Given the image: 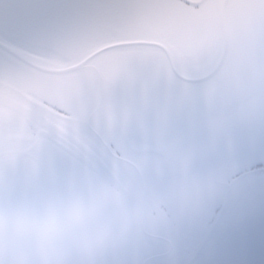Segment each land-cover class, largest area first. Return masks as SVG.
Here are the masks:
<instances>
[{
	"label": "flooded vegetation",
	"instance_id": "1",
	"mask_svg": "<svg viewBox=\"0 0 264 264\" xmlns=\"http://www.w3.org/2000/svg\"><path fill=\"white\" fill-rule=\"evenodd\" d=\"M95 1L99 2L72 0L86 7L77 19L60 24L65 39L58 47L47 52L26 45L13 47L35 62L57 69L86 65L81 74L64 75L70 76V82L57 85L65 90L61 100L41 96L15 76L0 82L8 92L5 95L0 90V105L8 108L0 110V129L11 125L13 114L14 123L30 125L34 130L33 139L20 151L18 159L11 157L13 146H8L13 149H7L9 158L5 157L7 153L0 157V232L5 219L23 232L30 226V218L43 209L50 228L61 226L67 218L70 227L65 245L71 244L72 228L119 237L93 264H264V205L259 196L250 201V174H245L240 162L241 153L258 152H248L234 143L210 147L213 134L219 135L245 106L264 98V0H205L212 32L220 30V43L179 45L165 41L129 46L128 42L115 44L108 39L115 36L114 18L118 14L131 15L132 7L101 12L95 9L94 4L100 6ZM152 1L148 0L153 4ZM164 1L183 4L188 14L196 12L200 4L195 0ZM24 2L29 0H4L0 16L8 12V7ZM222 7L228 39L225 59L214 76L194 82L206 77L222 54ZM216 14L218 24L213 22ZM85 15L93 20L89 21L92 28L88 37L80 34L76 26L83 25ZM101 22L107 24L101 26ZM94 30L97 33L93 34ZM194 33L190 31V37ZM236 33L242 40L234 41ZM134 46L151 50H122ZM106 48L109 50L104 54L99 52ZM114 50L118 53L112 55L119 56L120 62L132 61L140 72L151 70L147 64L159 68L164 73L158 75L164 81L162 89L150 84L153 74H131L125 68L100 81L92 66L94 60ZM201 53L206 56L200 57ZM158 59L163 62L160 67L155 64ZM203 65L205 72L200 74ZM197 83L212 87L208 91L191 88ZM218 90L226 91L227 96H242L247 99L245 106H236L233 111L239 109L231 115L226 109L211 112L204 121L180 120L173 124L177 134L171 138L153 137L143 131L133 135L126 126L131 117L148 130H157L163 122L175 121L171 110L187 112L185 102L163 106L164 100L181 97L190 103ZM33 116L38 123L32 121ZM4 138L3 144L9 145L21 139ZM184 172H210L214 179L207 193L193 184L183 202L170 195ZM246 198L249 202L243 206ZM148 206L159 208L156 219L144 211ZM226 208L233 211L235 219L241 218L243 212L245 242L218 249L213 238L226 226L221 219ZM194 239L199 241L197 247L192 244Z\"/></svg>",
	"mask_w": 264,
	"mask_h": 264
},
{
	"label": "rangeland",
	"instance_id": "2",
	"mask_svg": "<svg viewBox=\"0 0 264 264\" xmlns=\"http://www.w3.org/2000/svg\"><path fill=\"white\" fill-rule=\"evenodd\" d=\"M2 2L4 0H1ZM27 1V0H23ZM198 3H200L196 9V12L192 11L190 14H188L187 9L183 4H172L168 3L164 0H154L152 1L153 4L149 3L148 0H140V2L133 1V0H99V2L95 1L98 5L94 4L95 9H101V12H105L111 9H116L118 11L125 9L126 7L130 6L131 9V15H121L118 14L117 17L114 18L115 25L117 27L115 31V36L111 39H108L109 42L116 43H134V42H151V43H159V42H165V41H175L176 43L183 44V43H189V42H196L198 44L210 43L211 41H216L218 43L221 42V33L220 30L216 31V34L212 32L213 29V23L211 21V16L207 11V5L205 0H195ZM204 3V5H203ZM184 12H186L189 16L184 15ZM88 13V12H86ZM85 13V14H86ZM90 14V13H89ZM215 24L219 23V17L218 15H214ZM77 19V18H75ZM74 20V19H73ZM91 17L88 15L84 16V23L81 27L78 25V31L79 33H84L88 37L91 32L92 24H90L89 21H91ZM72 22V20H69ZM93 21V20H92ZM107 23H99V25L103 26ZM72 24H68L69 27H72ZM195 31L194 35L190 37L189 32ZM97 33L95 30L92 32ZM213 33V37H211V34ZM214 36L216 38H214ZM241 36L236 33V36L234 38V41H240ZM142 50L147 49L151 50L150 47L147 46H134V47H127L122 50ZM114 53H118L117 50L109 51L107 53L108 55L102 53L100 56H98L93 63V68H95V75L96 77L104 82V80H107V78H110L112 75L117 73L120 69L125 68L129 73L131 74H141L144 75H152V77H149V81L151 85H155L162 89V86L164 85V81L160 80L158 78V75H163L164 73L160 70H157L159 68L155 66H151L149 64L148 67L151 70H145V71H138L136 69V65L132 61H128L126 63H122L118 60L119 56L112 55ZM110 54V55H109ZM149 55V54H146ZM205 53H201L200 57H205ZM158 58V57H157ZM151 59V58H148ZM162 64V60L158 59L157 62H155L156 65L159 66V64ZM160 67V66H159ZM203 68L200 69V74L204 73L205 70H203L206 65L202 66ZM192 75H196V72H192ZM12 75L8 71V67L2 63H0V82H6L8 80H12ZM0 83V90L3 94L7 95L6 91L3 90V87H1ZM203 86V87H202ZM212 85H205L202 83H197L195 85H191V88H197L202 89L205 91H208ZM5 88V87H4ZM10 97H12V94H9ZM242 96H227V98H223L221 100H218L216 103L212 100H209L205 97H201L198 102H196L195 108L193 107H186L189 110V114H184L183 116L179 115L180 110L179 109H173L172 115L175 117V121L173 122H163L159 127H157L156 131L148 130V128L140 122H137L133 120L131 117L128 119L130 120L129 124H126V126L131 129L133 135L134 132H138L142 134L140 131H143L144 133H148L149 135L156 137L158 135V138H171L174 134H177V132H173V124L182 120L184 122H192L196 120L204 121L207 120L211 112H219L221 110L227 111V115H231L234 111H237L239 108H236L234 111L233 109L238 106L242 105L247 99L240 98ZM172 99V100H171ZM171 99H166L163 101V106H169L172 103H181L186 101L181 97H173ZM239 104H236L238 103ZM180 105V104H179ZM7 105H0V110L7 111L8 108ZM215 106V109H213ZM264 109V98H259L258 100L252 102L248 107L245 106L243 110H240L236 116H234V119L228 124L219 135L213 134L211 138L213 139L211 146L214 148L216 146L218 147H226L229 146L231 143L237 144L239 142L246 143L248 140H244L246 137L252 136L258 132V121L259 119L262 121V118L264 117L263 113ZM213 110V111H212ZM11 114V113H10ZM11 125H7L3 130L0 129V157L3 158V153H7L5 157L9 158L8 150L11 149V147H14V156L18 159V154L20 151H22L26 146L27 143L30 141L29 139L34 137V130L31 129L30 125L20 124V123H14V115L11 114ZM25 117H28L26 115ZM184 117V118H183ZM29 118V117H28ZM32 121L38 123V119L34 116L32 117ZM15 124V125H14ZM215 126V125H211ZM199 131V130H198ZM197 132V131H196ZM195 132H192L191 134L194 135ZM4 135V136H3ZM13 139L17 137H21L20 140L12 142V144L4 143L3 140H5L4 137ZM192 136V135H191ZM253 137V136H252ZM6 144V145H5ZM8 146H11L10 148ZM211 149V148H209ZM19 151V152H18ZM17 154V155H16ZM25 158H27L26 154L23 155ZM23 186V185H21ZM6 219L4 220V223H2V227L5 224ZM18 229V228H17ZM19 230V229H18ZM20 231V230H19Z\"/></svg>",
	"mask_w": 264,
	"mask_h": 264
},
{
	"label": "snow or ice",
	"instance_id": "3",
	"mask_svg": "<svg viewBox=\"0 0 264 264\" xmlns=\"http://www.w3.org/2000/svg\"><path fill=\"white\" fill-rule=\"evenodd\" d=\"M86 6L72 0H29L17 5L13 10L0 16V61L14 59V46H32L47 52L61 45L65 39L59 27L62 22L77 18ZM242 170L250 174L253 192L250 201L259 196L264 205V148L256 154L243 152L240 155ZM249 200L246 198V206ZM243 212L235 219L230 208H226L221 219L225 228L218 232L213 243L218 249H228L243 245ZM194 247L199 241H192Z\"/></svg>",
	"mask_w": 264,
	"mask_h": 264
},
{
	"label": "clouds",
	"instance_id": "4",
	"mask_svg": "<svg viewBox=\"0 0 264 264\" xmlns=\"http://www.w3.org/2000/svg\"><path fill=\"white\" fill-rule=\"evenodd\" d=\"M213 179L210 172L199 175L181 173L170 195L183 202L193 184H198L201 192L206 194ZM144 211L152 219L159 216L158 207L148 206ZM47 222L48 215L43 209L37 210L30 218V226L23 232L13 221L6 219L0 232V264H93L119 238L109 233L72 228L69 246L64 244L70 227L67 218L55 229L48 227Z\"/></svg>",
	"mask_w": 264,
	"mask_h": 264
},
{
	"label": "water",
	"instance_id": "5",
	"mask_svg": "<svg viewBox=\"0 0 264 264\" xmlns=\"http://www.w3.org/2000/svg\"><path fill=\"white\" fill-rule=\"evenodd\" d=\"M186 1V0H185ZM0 4H2V1L0 0ZM14 9V6L11 8L8 7L7 11H11ZM220 24L222 26V34H223V51L222 54L219 57L218 62L216 63L217 65L208 73L206 74L207 76L204 77L203 79L194 81V82H201L204 81L211 76H214L218 70L221 68V65L225 59V54L227 50V33H226V16H225V7L220 9ZM142 44H147V43H139V42H134V43H128L126 44L127 46L129 45H142ZM112 48V47H110ZM165 49V48H164ZM109 50V48L103 49L99 51L100 53ZM167 51V49H165ZM13 57L14 59L9 60L7 62L0 61V63L6 65L8 67V71L12 76L17 77L19 80V83L25 85L27 88L31 90H35L39 92L41 96H47L50 99L53 97H56L61 100L62 95H64L65 90L61 88H57V85H60V82L62 81H68L69 77H64L65 74H69L71 72H75L77 74H81L82 68L86 65L84 63L82 64H77L71 69H57L55 67H51L48 65H42L37 62H35L32 58L29 56L21 53L20 51L16 50L13 48ZM98 52V53H99ZM63 85V82L62 84ZM59 90V92H57ZM60 96H58V95ZM205 98L214 101L215 103L218 100H221L223 98H227L226 91H221L218 90L208 96H204ZM199 99L190 102V103H184L183 105L185 107H197L196 102H198ZM187 109V108H186ZM264 113V109H263ZM182 114H188V109L187 112H179V115ZM173 116V115H172ZM258 132L252 136L246 137L244 140H248L244 144H234V146H240L243 147L248 151V152H253L254 150H257L259 152L261 148H264V117L262 118V121L259 119L258 121ZM152 131H156V129H152Z\"/></svg>",
	"mask_w": 264,
	"mask_h": 264
}]
</instances>
